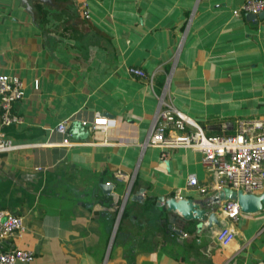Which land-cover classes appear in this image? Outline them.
Wrapping results in <instances>:
<instances>
[{
	"label": "crops",
	"instance_id": "0c3cea01",
	"mask_svg": "<svg viewBox=\"0 0 264 264\" xmlns=\"http://www.w3.org/2000/svg\"><path fill=\"white\" fill-rule=\"evenodd\" d=\"M243 1L89 0L85 19L79 0H28L30 12L0 0V73L23 83L12 107L21 119L3 132L29 145L0 153V210L24 227L0 250L32 252L17 264H264V208L231 221L207 205L215 175L198 151L141 147L168 73L164 99L208 135L264 119V9L233 16ZM94 113L112 124L91 130ZM61 121L70 146L53 130ZM189 175L205 193L187 188ZM263 192L264 182L253 191ZM172 197L204 215L184 220L167 209ZM223 226L233 229L225 245Z\"/></svg>",
	"mask_w": 264,
	"mask_h": 264
},
{
	"label": "built area",
	"instance_id": "2783aa9c",
	"mask_svg": "<svg viewBox=\"0 0 264 264\" xmlns=\"http://www.w3.org/2000/svg\"><path fill=\"white\" fill-rule=\"evenodd\" d=\"M88 1L79 0L80 15L87 19ZM264 9V0H244L237 8L231 10L233 16L239 14L257 15ZM190 18L185 21L183 35L188 27ZM181 41H179L178 47ZM126 72L131 77L145 78V72L138 67H127ZM169 73L163 83V89L157 97V109L153 121L148 129L145 140L141 147L146 145L159 147L167 151L176 147H189L201 154V162L205 164L215 175L212 185L213 193L209 196L208 206L216 205L224 217L234 221L241 212L234 199H222L219 202L218 192L224 187L240 189L250 193L261 187L264 182V119L239 120L230 128L232 132L226 134L229 129L228 124H222V133L219 135H206L200 126L189 116L174 108L170 102L164 98L167 90ZM33 87H37L34 83ZM23 83L16 76H7L0 73V153L11 152L27 148L29 145L12 142L4 135L3 128L13 123H18L21 119L13 112V104L22 99ZM90 129H105L112 120L99 113L93 114V119L89 121ZM167 127L175 131L172 135L166 134ZM54 132L61 136L60 143L63 146L72 145L70 133L64 121L59 122L54 127ZM35 170L41 169L36 166ZM131 180V178H130ZM130 185V182L128 183ZM186 186L194 189L198 193H205L206 186L199 185L194 175H189ZM127 196L124 194L122 203L116 207L113 220L114 232L123 208V202ZM24 230L22 220L19 216L0 210V242L10 236L20 237ZM184 235V233H183ZM216 240L221 244H227L233 237V229L229 226L219 227L215 233ZM33 254L28 249L17 247L0 250V264H17L18 262L29 263Z\"/></svg>",
	"mask_w": 264,
	"mask_h": 264
},
{
	"label": "water",
	"instance_id": "95a60500",
	"mask_svg": "<svg viewBox=\"0 0 264 264\" xmlns=\"http://www.w3.org/2000/svg\"><path fill=\"white\" fill-rule=\"evenodd\" d=\"M19 1L25 6V9L27 11L30 10L27 4L28 0H19ZM249 16L251 19H254V17L258 15L249 14ZM75 126H76V130L77 128L79 129V133H77L75 129L73 130V133L74 134L77 133L78 136H84L85 132L83 131L82 127H80V125L76 123ZM98 187L102 192H108L110 185L108 183L107 184L100 183ZM229 193L231 194L229 195ZM218 197L223 199H226L228 197L234 198V200L237 201L240 211L244 213H253L264 208V192L261 194H255L253 192L246 193L240 189L230 190L229 188L224 187L220 190V192H218ZM177 199L173 197L168 198V200L166 201V203L168 202V204H166L167 205L166 207L168 210L179 212L181 218H183L184 220L194 219L197 218L198 215L199 216L204 215L203 209L197 208L191 202H187L186 200H183L181 198H177Z\"/></svg>",
	"mask_w": 264,
	"mask_h": 264
},
{
	"label": "trees",
	"instance_id": "16d2710c",
	"mask_svg": "<svg viewBox=\"0 0 264 264\" xmlns=\"http://www.w3.org/2000/svg\"><path fill=\"white\" fill-rule=\"evenodd\" d=\"M225 132V131H224ZM226 134H230L231 132H225ZM206 134V133H205ZM206 135H208V134H206ZM216 135H219V134H216Z\"/></svg>",
	"mask_w": 264,
	"mask_h": 264
}]
</instances>
